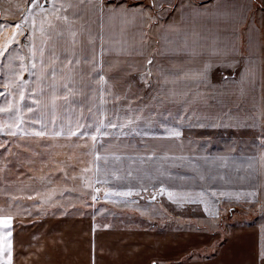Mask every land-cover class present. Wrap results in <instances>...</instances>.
I'll use <instances>...</instances> for the list:
<instances>
[{
  "label": "snow or ice",
  "instance_id": "obj_1",
  "mask_svg": "<svg viewBox=\"0 0 264 264\" xmlns=\"http://www.w3.org/2000/svg\"><path fill=\"white\" fill-rule=\"evenodd\" d=\"M79 7H81L80 4L73 3L71 0H0V18L5 20V23H0V59H7L8 68H12L14 61L19 62V70L13 73L12 79L4 82L5 93H9L10 84L15 83L20 100H24L25 92L21 86L28 85L29 82L23 80V73L28 72L30 76H36L40 82L45 78L50 79L53 109L57 108V101L67 106L64 108L66 121L65 117L58 116L54 111L50 119H46L44 113H41L40 118L34 120V125L39 127L28 126L25 124V110L15 103L16 93L12 92L13 99L7 101V108L15 109L16 115L10 117L7 122H0V132L7 133V138L0 140V150H2L0 157L5 153H12L14 147L27 148L28 151L33 150V145L52 148L55 142L63 138L65 145L79 147L82 156H91L92 159L81 160L75 154L59 162L49 158L51 163L63 165L56 168L55 173L64 180H76L83 176L85 182L82 187L90 190L86 194L95 202L100 198L101 188L93 186L91 180L87 178L89 172L94 171L97 177L103 174L106 178L111 175L117 179H123L116 170L109 173L110 164L114 166L117 162L123 163L121 155L108 150L102 154L97 147V145L104 147L108 144L107 141H103L104 137L114 139V134L119 130L120 136L136 134L140 142L145 145L149 139L167 138L183 153L186 139L182 131L183 124L172 127L165 121L156 126L153 118L162 117L164 112L172 116L166 105L174 107L180 105L183 107V113H190L193 111L194 103L201 101L207 103L208 99H212L218 102L219 111L208 119L207 124L198 122L197 126L218 127L217 120L220 123L227 120L229 126L233 128L235 138L229 145L228 154H206L202 157L207 174L210 175L213 170L227 169L230 158L237 152L236 145H243L245 153L251 154L241 156V159L245 161L242 165L244 172L240 175L241 169L238 167L237 174L240 175L241 180L255 177L256 183L247 188L241 185L238 190L231 191H224L213 186L209 187L207 192L213 199L217 194L220 197L234 196L235 200L231 202L239 200L245 203L250 202L253 207L258 206L261 212H264V198H262L264 194V83L260 85L259 103L256 102L254 95L249 100L248 97L254 92L256 86L254 73L251 71L253 58L240 53L237 45L229 38L222 41L218 29L215 35L202 33L182 22L178 24L175 18L167 25L161 24L165 16L180 17L182 21L186 12L215 11L219 5L210 4L208 0H202L199 5H194L193 0H91L87 7L95 13L96 20L93 22L99 24L95 32L83 16H76L74 11L70 12ZM238 7L252 11L256 6L239 5ZM259 7L264 12V0ZM217 14L227 13L217 12ZM105 19L120 22L119 29H113V34L107 37V44L104 35ZM130 28L135 29L140 37L138 45L134 36L129 37ZM157 29L165 33L164 46L181 54L184 59L169 70L157 68L156 82L153 83L155 56H145L143 49L145 39L149 42L148 46H151V34ZM169 30L173 33L171 39L167 38ZM117 34L118 38H115ZM231 35L232 33H227V37ZM65 36L68 39L65 40L63 47L69 54L61 60L55 49L57 43ZM85 43L89 48L87 55ZM134 45L140 48L139 54L144 56V63L147 65L142 74L137 73L139 81L136 84H133L135 78L128 75L133 65H130L126 59L132 54ZM46 49L51 52L47 61L45 60ZM106 51L113 55L111 62L104 58ZM56 61H59V70ZM178 80L190 82L193 87L182 93L177 92L174 87H169L170 83L175 85ZM58 85L59 88H57ZM134 87L136 90L133 92L131 90ZM208 90L215 95L207 96ZM32 91L35 93L37 89L33 88ZM57 91L62 92L63 96H58ZM3 94L0 93V95ZM129 95L134 97L135 104L128 100ZM75 97H81V99L76 101ZM109 97L114 101L111 116L101 119L99 110L96 109L97 103L103 106L108 103ZM242 103L245 107H241ZM36 104L40 105V101L37 100ZM117 104L120 107H117ZM76 109L79 115L73 119ZM85 109L91 123L82 122L85 120ZM5 110L4 107H0V112ZM26 111L32 113L33 109L28 108ZM176 116L181 122L186 119L179 109ZM137 122H144V126L140 127ZM245 129L249 133L247 138L240 135ZM188 143L192 144L193 141L189 140ZM36 154L42 155V153ZM148 154L154 156L155 150ZM168 156L169 152L165 151L164 158L167 159ZM173 156L171 161L173 165L189 159L186 155L173 154ZM109 157L112 158L111 161ZM128 159L126 175L131 179L133 177L131 166L136 163V157L132 156ZM140 159L142 161L143 156ZM101 161H103V169ZM4 163L7 166V160ZM190 163L198 172V177L179 176L178 179L191 181L193 185L196 184L197 178L205 181L206 173L200 171L201 165L194 159ZM80 164L88 166L78 172ZM70 172L71 175H69ZM160 177L173 178V172L164 168L163 163L155 175H149L148 181L137 175L136 179L139 181L137 185L119 188L106 186L103 189V196L105 199L115 196L116 203H120L119 198L134 197V194L135 198H138L146 193L145 198L155 203L158 196L163 198L166 195L167 201L174 202L176 205L194 202V197H205L203 187L198 191L193 188L186 190L184 187L178 189L167 186ZM219 179L226 180V174L219 176ZM152 180L156 183L149 187V181ZM49 183H51L50 180ZM98 183L107 184V179ZM34 195L40 196V193L36 192ZM201 202L204 203V211L212 214L209 204L205 200ZM215 202L218 204L219 200ZM124 203L127 204L128 201L125 200ZM88 206L95 207V204ZM6 207L11 208L12 205L8 204ZM160 207L163 208V204ZM214 214L218 216L219 210L217 209ZM13 222V215L4 213L0 208V264H14ZM150 264H161V261L159 258L152 259ZM252 264H264V226L260 229V244Z\"/></svg>",
  "mask_w": 264,
  "mask_h": 264
},
{
  "label": "crops",
  "instance_id": "obj_2",
  "mask_svg": "<svg viewBox=\"0 0 264 264\" xmlns=\"http://www.w3.org/2000/svg\"><path fill=\"white\" fill-rule=\"evenodd\" d=\"M73 3H78L81 7L70 10L76 13V16H83L86 21H89L90 26L95 32L99 27L96 20L95 13L92 12L87 5L91 0H71ZM202 0H193L194 5H199ZM262 0H208V3L213 5H219L218 9L209 12H186L184 13L183 20L180 17L165 16L161 20V24L167 25L174 18L177 23H183L189 27L195 28L202 33L215 35L218 29L221 35V39L229 38L238 47V51L244 56H251L253 60L262 59L263 42H262V19L264 12L261 11L259 5ZM239 5H255V9L252 11H246L238 7ZM167 7V6H166ZM236 9L233 11L232 9ZM244 15L243 13H245ZM217 12L227 13L224 15H218ZM11 18H9L10 20ZM242 20V22H241ZM0 23H5V20L0 18ZM120 22L104 21V35L105 43L107 44V37L113 34V29L118 30ZM210 30V32H208ZM227 33H232L230 37H227ZM172 32L169 30L167 38H172ZM135 38L138 42L140 37L136 34L135 29H129V37ZM165 33L160 32L158 29L151 34V46H148V40L144 41V55L155 56L153 65V83L156 82V69L163 68L169 70L172 66L180 63L184 57L181 54L175 53L170 47L164 46ZM115 38H118V34ZM68 37L65 36L57 43L55 49L57 55L63 60L67 53L64 50V43ZM159 41V43H157ZM245 45V46H244ZM51 45L49 46V49ZM49 49H46L45 60L51 56ZM89 53L87 43H85V54ZM140 48L133 46V52L127 56L126 59L130 65H133L132 70L128 72V75L133 76V84L139 81V73H143L147 67L144 63V56L140 54ZM99 42L97 41V55L99 56ZM106 61L111 62L113 55L109 52L104 53ZM31 62V61H29ZM59 70V61H56ZM8 61L6 58L0 59V93H3L5 80L13 78V73L19 70V62L14 61L12 68L7 67ZM108 67V64H105ZM123 67V66H122ZM251 71L254 76L261 74L259 67H251ZM50 76V73L48 74ZM171 79V78H170ZM23 80L28 81V85L21 86L25 92V99L20 100L19 90L16 88L15 83L10 84V90L17 94V105L22 110H25V124L28 126L34 125V120L39 119L41 113H44L46 119H50L51 115L55 111L58 116L65 117L64 108L67 107L61 101H57V108L53 109L50 89V79L45 78L42 82L37 80L36 76H30L28 72L23 73ZM18 82V81H17ZM258 79H256V86L253 93H250L248 99L251 100V96L254 95L256 102L259 103V90L261 89ZM139 86V85H137ZM169 87H174L177 92H184L188 88L193 87L190 82L178 80L175 85L169 84ZM33 88L37 91L34 93ZM59 88V85L57 86ZM127 90V89H126ZM134 87L131 91H135ZM147 91V89H145ZM193 91L195 89L193 88ZM208 90L206 95L210 96ZM58 96H63V93L57 91ZM16 97V96H15ZM76 101H79L81 97H75ZM108 103L101 106L97 103L96 109L99 110L100 118L105 119L111 116L113 110L112 106L114 101L109 97ZM40 101V105L36 104V101ZM128 100L133 104L136 103L133 96L129 95ZM213 107L207 111L206 114L214 115L218 110V102L216 100L208 99L207 103L197 102L192 105L194 107ZM245 106L243 103L241 107ZM0 107H3V95H0ZM117 107H120L117 104ZM172 116L168 115V112L162 113V117H154L156 126L159 124L167 123L176 127L179 124H184L186 121L191 120L194 111L190 113H183V107L180 105L171 106L166 105ZM33 109L32 113H28L26 109ZM94 109V111L96 110ZM180 110L186 119L181 122L176 116L177 110ZM106 110V111H105ZM227 111V110H226ZM75 114L73 119L79 115L78 109L74 110ZM2 112H0L1 116ZM88 112L85 109V120L82 122L91 123L88 119ZM67 117H65L66 121ZM140 127L144 126V122H137ZM226 131L227 138H235L233 128L227 123ZM49 127L51 125L49 124ZM185 126L183 125L182 130ZM248 131V130H247ZM114 139L104 137L103 141H107L104 147L97 145L101 153L106 150L116 152L121 155L123 163L117 162L114 166L109 165V173L113 170L118 171L123 179H117L109 175L107 178L101 174L97 177L94 171L91 172L90 180L94 187L101 188L100 198L95 201L100 206L104 204L101 209L94 208V214L92 215H47V216H35L27 215V218L32 220L26 223H15L13 225V243H14V264H150L152 259L161 261V264H252L253 258L260 244V229L259 223L252 224H232L226 230V237L224 238L220 231H212V223H217L222 219L223 209L235 208L241 209L243 200L231 202L235 200L234 196L220 197L218 194L215 199L207 192L209 187H218L224 191L238 190L241 185L246 188L249 185H255V177H247L241 180L240 175H243L242 165L245 163L241 159V156L251 153H245L242 146L236 145L237 152L229 160V166L227 169L213 170L208 175L206 166L203 163L202 157L204 155H224L228 154L229 144L226 142L222 148H211L210 146H203V143H197L194 136L185 134V143L183 145V153L177 145L171 142L169 139H156V149L154 155V163L147 164L146 157L149 158L147 148L139 141L140 138L136 134L129 136H120L119 130L114 134ZM63 139V138H61ZM193 141L189 144L188 141ZM102 141V142H103ZM130 142H132L130 144ZM109 145L111 146L109 148ZM169 152L167 159L164 158V152ZM186 155L189 159L183 163H177L173 165L171 161L174 156ZM135 156L136 163L131 166L133 177L130 179L127 177L126 172L129 165V157ZM143 156V160L140 161V157ZM92 159V157H91ZM111 161V157H109ZM196 160L197 164L201 165L200 171L206 173V180L200 181L198 178L196 184L193 185L191 181H181L179 176H195L198 177V172L193 169L190 161ZM163 167L173 172V178L160 177L166 182L167 186L184 187L186 190L193 188L199 190L201 187L205 190V197H194V202L189 201L181 205H176L174 202L167 201V196L163 198L157 197L154 204L155 207V222L160 223L166 219H171L172 224H176L171 228H162L155 226L154 229L143 227L140 225H113V224H100L96 223V218H111L116 208H125L120 204L127 200L130 203L140 205L146 201V193L140 197H128L119 198L120 203H116V197L112 196L105 199L103 196V189L106 186L114 187H127L135 186L139 183L136 179L137 175L144 180H149V175H155L157 170ZM103 169V161H101ZM240 167V175L237 174V168ZM151 171V172H150ZM149 172V174H148ZM227 176L226 180L219 179V176ZM213 177H215L213 179ZM107 179V184L98 183ZM156 181H149V187ZM159 185L157 184V187ZM201 200H205L209 207L212 209V214L204 211V203ZM219 200L217 204L215 201ZM101 202V203H99ZM163 204V208L160 205ZM126 209V208H125ZM131 209V208H130ZM129 209V210H130ZM219 210V215H215L216 210ZM135 213L140 217L145 215L140 213V209H134ZM13 217L20 218L16 211H10ZM128 212V211H127ZM134 213V214H135ZM126 215V213H124ZM108 225V227H104ZM215 247V248H214Z\"/></svg>",
  "mask_w": 264,
  "mask_h": 264
},
{
  "label": "rangeland",
  "instance_id": "obj_3",
  "mask_svg": "<svg viewBox=\"0 0 264 264\" xmlns=\"http://www.w3.org/2000/svg\"><path fill=\"white\" fill-rule=\"evenodd\" d=\"M262 42H263V52L262 59L253 60L251 67H259L260 73L255 77L258 79L260 84L264 83V16L262 19ZM245 46V45H244ZM5 93L3 91V107L6 109L2 111L0 116V122L9 121L10 117L16 115L15 109L7 108V101L12 100L13 96L11 93ZM210 96L215 95L212 91L209 92ZM259 101L261 98V89L258 92ZM15 103L17 104V94L15 97ZM245 107V106H242ZM213 107H194L192 108L195 112L192 119L186 121L183 125V132L185 134L192 135L196 138L194 140L197 143H203V146H210L211 148H222L226 145V142L231 145L234 138H227L226 131L228 121L225 120L223 123L216 121L219 125L218 127H199L197 123L207 124L208 119L212 114H206V112ZM219 111V108H216ZM207 110V111H204ZM227 109H225L226 111ZM180 125V124H179ZM191 125V127H189ZM240 135L247 138L249 135L248 131L245 129L240 133ZM7 133L0 132V140L6 139ZM140 141V140H139ZM206 142V143H205ZM132 142H130L131 144ZM142 143V142H141ZM148 152H152L156 149V139H149L147 144L142 143ZM242 146L243 145H238ZM33 150L28 151L27 148H15L12 153H5L4 156L0 157V208L3 209L4 213H11L10 211H16V214L20 218H14L13 225L17 222L26 223L32 220L27 218V215L35 216H47V215H92L94 214V208L101 209L104 206L102 203L98 207H89L88 205L95 204L86 193L90 191L82 187L85 182L83 176L78 177L76 180H64L58 177L55 173L56 168L63 167L60 163H51V160L64 161L67 156L75 154L81 160H90L91 156L81 155L80 148L75 145L69 147L64 144L63 139H59L54 143L52 148L37 147L32 146ZM2 152V150H0ZM36 153H42V155H37ZM146 157L145 161L147 164L154 163V156L149 155ZM51 158V160L49 159ZM7 160V166L4 161ZM48 161V162H44ZM141 161V160H140ZM86 164H80L77 171L87 167ZM151 172V171H150ZM149 174V172H148ZM71 175V172L69 173ZM91 172L87 174V178H90ZM149 177V176H148ZM49 180L51 183H49ZM73 188L75 190H73ZM39 192L40 196L34 195V193ZM147 195V194H145ZM43 197V199H41ZM264 198V194H262ZM101 203V202H99ZM11 204L12 207L8 208L6 205ZM153 201L146 199V201L140 205H136L128 202L127 204H120L125 208H116L118 211L114 210L112 212L111 218H96V223L100 224H113V225H140L150 229H154L155 226L162 228H171L176 226L172 224L171 219H166L160 223L155 222V207ZM131 208V209H130ZM140 209V213L145 215L140 217L135 213L134 209ZM241 209L235 208H224L222 219L217 223H212L211 230L220 231L222 236L226 237V230L232 224H252L259 223L262 227L264 226V212H261L260 208L253 207L251 204H242ZM57 209H60L59 211ZM130 209V210H129ZM227 209V211H225ZM128 211V212H127ZM126 213V215L124 214ZM135 213V214H134ZM215 248V247H214Z\"/></svg>",
  "mask_w": 264,
  "mask_h": 264
}]
</instances>
